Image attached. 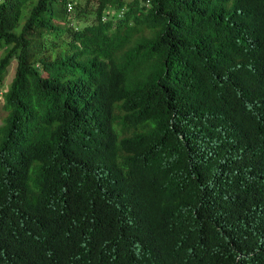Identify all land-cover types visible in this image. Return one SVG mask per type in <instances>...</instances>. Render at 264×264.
<instances>
[{
	"label": "trees",
	"instance_id": "obj_1",
	"mask_svg": "<svg viewBox=\"0 0 264 264\" xmlns=\"http://www.w3.org/2000/svg\"><path fill=\"white\" fill-rule=\"evenodd\" d=\"M67 2L0 0V264H264V0Z\"/></svg>",
	"mask_w": 264,
	"mask_h": 264
},
{
	"label": "rangeland",
	"instance_id": "obj_2",
	"mask_svg": "<svg viewBox=\"0 0 264 264\" xmlns=\"http://www.w3.org/2000/svg\"><path fill=\"white\" fill-rule=\"evenodd\" d=\"M76 0H72V4L75 2ZM72 14H75V12L72 10L71 11ZM5 54V49L4 48H0V58ZM15 66H16V59L12 58L11 62L7 68V73L4 77L3 80V86H1V93H3L7 86L9 85V83L11 82L13 76H14V71H15ZM3 94H0V101L3 99L2 98Z\"/></svg>",
	"mask_w": 264,
	"mask_h": 264
},
{
	"label": "built area",
	"instance_id": "obj_3",
	"mask_svg": "<svg viewBox=\"0 0 264 264\" xmlns=\"http://www.w3.org/2000/svg\"><path fill=\"white\" fill-rule=\"evenodd\" d=\"M67 10L68 11L72 10V3L71 2H67Z\"/></svg>",
	"mask_w": 264,
	"mask_h": 264
}]
</instances>
